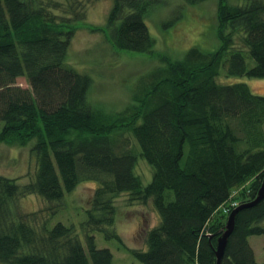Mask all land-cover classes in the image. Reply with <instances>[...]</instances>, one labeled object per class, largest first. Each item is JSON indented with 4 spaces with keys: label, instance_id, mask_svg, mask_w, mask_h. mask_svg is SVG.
Returning a JSON list of instances; mask_svg holds the SVG:
<instances>
[{
    "label": "trees",
    "instance_id": "1",
    "mask_svg": "<svg viewBox=\"0 0 264 264\" xmlns=\"http://www.w3.org/2000/svg\"><path fill=\"white\" fill-rule=\"evenodd\" d=\"M208 1L185 0L162 27L181 20L186 6ZM80 3L0 0V144L24 148L35 141L37 158L35 177L26 184L0 174V264H114L93 233L122 242L110 231L122 194L133 203L152 202L160 218L146 233L147 250H130L140 262L217 264L216 234L228 218L220 210L247 185L236 196L238 206L253 201L264 178V96L246 83L220 81L264 79V0H216L220 47L210 53L191 48L178 59L160 56L132 104L115 114L91 103L93 79L68 62L86 17ZM163 5L113 0L106 25L94 32L119 52L152 53L148 16ZM20 78L29 87L20 86ZM139 158L153 169L147 186L136 173ZM88 182L98 185L82 224L84 243L76 227H50L41 212L21 210L25 197L62 202ZM253 236H264V199L237 215L222 264H264L256 260Z\"/></svg>",
    "mask_w": 264,
    "mask_h": 264
},
{
    "label": "rangeland",
    "instance_id": "2",
    "mask_svg": "<svg viewBox=\"0 0 264 264\" xmlns=\"http://www.w3.org/2000/svg\"><path fill=\"white\" fill-rule=\"evenodd\" d=\"M75 1H80V5L84 4L83 7L87 10L85 21L78 26L72 39L68 62L93 79L89 99L95 107L110 114L123 111L132 104L141 78L160 66V56L178 59L183 58L191 48L197 47L210 53L221 45L218 38L216 0L194 7L186 6L188 9H185L183 18L168 29H164L162 25L175 17L177 8L185 6V0H161L165 5L154 9L148 16L150 32L156 40L152 53L119 52L105 34L94 32L106 25L113 0ZM239 34L240 37L243 36V33ZM236 47H243L239 37L236 38ZM246 59L249 68H253L255 63L247 53ZM220 81L225 84L246 83L254 94L264 96V79L222 76ZM18 84L24 88L29 87L24 78H20ZM124 138L130 141V145H135L131 134H125ZM34 144L35 141L24 148L0 144V174L19 178L23 184L34 179L37 169V158L31 152ZM136 173L141 176L144 186L152 181L153 169L142 158H139ZM97 185L92 182L83 183L74 192L66 194L62 202L50 203L37 195H31L19 201L21 210L27 213L41 212L50 218V227L58 223L76 227L84 243L82 224L88 219L86 210ZM248 187L249 185L241 187L235 192L232 202L228 204L231 212L239 204L236 196ZM115 201L118 209L117 221L110 231H115L122 242L116 238L108 239L105 232L96 231L93 233L96 245L112 252L114 264H143L130 250H147L146 233L159 224V215L152 202L146 205L133 203L128 194L120 195ZM50 208L53 210L49 211ZM225 210L226 207H223L220 211L229 216ZM249 242L255 251L257 262L264 263V236L250 237Z\"/></svg>",
    "mask_w": 264,
    "mask_h": 264
},
{
    "label": "water",
    "instance_id": "3",
    "mask_svg": "<svg viewBox=\"0 0 264 264\" xmlns=\"http://www.w3.org/2000/svg\"><path fill=\"white\" fill-rule=\"evenodd\" d=\"M264 199V178L261 184V187L258 191L256 198L248 203H244L236 207L228 216L227 223L223 230L218 232L216 235H219L217 240V248H216V257L217 264H222L223 257L225 255L229 239L233 234L236 226L237 215L244 209H249L258 205Z\"/></svg>",
    "mask_w": 264,
    "mask_h": 264
},
{
    "label": "built area",
    "instance_id": "4",
    "mask_svg": "<svg viewBox=\"0 0 264 264\" xmlns=\"http://www.w3.org/2000/svg\"><path fill=\"white\" fill-rule=\"evenodd\" d=\"M236 206H238V205L236 204ZM236 206H235V207H236ZM225 211H226V212H231V210H229V209H226Z\"/></svg>",
    "mask_w": 264,
    "mask_h": 264
}]
</instances>
